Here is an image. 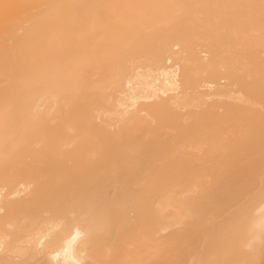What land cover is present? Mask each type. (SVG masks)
Masks as SVG:
<instances>
[{
    "label": "bare ground",
    "instance_id": "bare-ground-1",
    "mask_svg": "<svg viewBox=\"0 0 264 264\" xmlns=\"http://www.w3.org/2000/svg\"><path fill=\"white\" fill-rule=\"evenodd\" d=\"M0 264H264V0H0Z\"/></svg>",
    "mask_w": 264,
    "mask_h": 264
}]
</instances>
